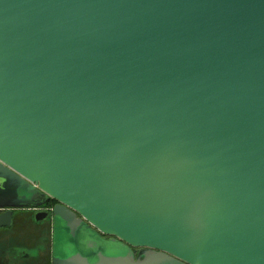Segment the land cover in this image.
<instances>
[{"label": "water", "instance_id": "95a60500", "mask_svg": "<svg viewBox=\"0 0 264 264\" xmlns=\"http://www.w3.org/2000/svg\"><path fill=\"white\" fill-rule=\"evenodd\" d=\"M14 208L48 264H264V0H0Z\"/></svg>", "mask_w": 264, "mask_h": 264}, {"label": "flooded vegetation", "instance_id": "af4514ba", "mask_svg": "<svg viewBox=\"0 0 264 264\" xmlns=\"http://www.w3.org/2000/svg\"><path fill=\"white\" fill-rule=\"evenodd\" d=\"M19 203H21V201ZM33 203L36 205L46 204L41 195H37ZM54 204V202L49 201L47 206L44 205L40 210L47 212ZM5 210L6 209H3V211ZM12 211L13 221L11 226L9 228L0 229V237L5 236L9 239L8 242H5L8 243L7 245H0V264H12V259L14 257L22 259L25 264H48L46 260L41 258V256L38 257V255L42 252L43 247L47 246L49 241L48 234L49 231L52 230V221L51 224L49 223L50 217L47 216L45 219L36 222L34 221L35 212L32 209L14 208ZM18 236L22 237L20 238ZM98 239L111 246H116L115 244L121 246L119 243L111 244L113 238L110 236L98 234ZM129 248L135 258H137L139 252L149 250L145 248ZM119 250L123 252L125 247L122 246ZM5 253H7V255Z\"/></svg>", "mask_w": 264, "mask_h": 264}, {"label": "rangeland", "instance_id": "374dc122", "mask_svg": "<svg viewBox=\"0 0 264 264\" xmlns=\"http://www.w3.org/2000/svg\"><path fill=\"white\" fill-rule=\"evenodd\" d=\"M18 237L21 238L22 236H18ZM55 239H56L57 246H60L61 244H63L66 241V237L63 233H61L60 237H59V234H57Z\"/></svg>", "mask_w": 264, "mask_h": 264}]
</instances>
